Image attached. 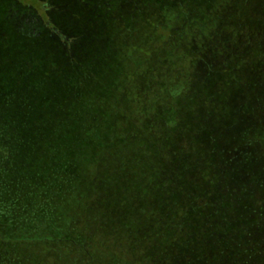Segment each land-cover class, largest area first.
Masks as SVG:
<instances>
[{"label":"trees","instance_id":"trees-1","mask_svg":"<svg viewBox=\"0 0 264 264\" xmlns=\"http://www.w3.org/2000/svg\"><path fill=\"white\" fill-rule=\"evenodd\" d=\"M31 3L52 34L0 31L58 56L0 120V264H264V0Z\"/></svg>","mask_w":264,"mask_h":264},{"label":"rangeland","instance_id":"rangeland-1","mask_svg":"<svg viewBox=\"0 0 264 264\" xmlns=\"http://www.w3.org/2000/svg\"><path fill=\"white\" fill-rule=\"evenodd\" d=\"M12 2L10 5L9 0H0V24L5 21H17L20 30L28 31L37 37L44 32L52 34L47 28V19H51L55 25L57 23L51 18L49 11L38 10L36 5L31 3L32 0ZM48 6L49 4L46 6L45 3L43 7L46 9ZM71 25L78 26V23L71 22ZM19 36L21 35L0 31V120L5 121H8L11 115L26 114L27 110L21 105L26 98L35 101L39 107L37 95L42 84L38 80L41 78L42 67H48L43 60L44 56L47 60L56 59L58 56L48 43L39 46L25 37L27 41H22ZM14 44L18 46L13 47Z\"/></svg>","mask_w":264,"mask_h":264}]
</instances>
